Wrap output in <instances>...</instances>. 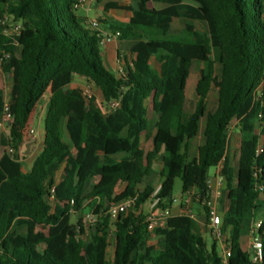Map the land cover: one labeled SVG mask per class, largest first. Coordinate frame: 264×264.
<instances>
[{
  "label": "trees",
  "instance_id": "obj_1",
  "mask_svg": "<svg viewBox=\"0 0 264 264\" xmlns=\"http://www.w3.org/2000/svg\"><path fill=\"white\" fill-rule=\"evenodd\" d=\"M134 1L140 8L114 27L133 54L118 76L105 65L100 33L77 14V0H0V16L22 25L19 36L0 29V49L9 53L1 70L11 80V119L0 131V264H253L250 230L264 210V0ZM153 1L164 7L147 8ZM73 75L94 84L105 104L121 99L119 108L105 114L95 95L87 104L71 86ZM213 86L218 101L207 111ZM46 93L44 140L27 171L21 152ZM4 113L0 87V120ZM204 116L205 141L190 159ZM234 120L241 134L237 169L229 157ZM160 156L158 184L140 190ZM221 161L227 263L217 238L208 247L195 217L173 215L150 234L141 210L159 185L160 205L171 207L180 178L207 224L209 171ZM62 165L56 182L53 169ZM47 182L56 186L53 205L43 191ZM133 196L135 206L112 220L110 205ZM87 214L96 216L90 226ZM261 219L263 258L256 264H264ZM38 227L52 233L37 238Z\"/></svg>",
  "mask_w": 264,
  "mask_h": 264
},
{
  "label": "built area",
  "instance_id": "obj_2",
  "mask_svg": "<svg viewBox=\"0 0 264 264\" xmlns=\"http://www.w3.org/2000/svg\"><path fill=\"white\" fill-rule=\"evenodd\" d=\"M99 1L100 0H77L74 6L77 9L82 6L91 8L93 5L98 4ZM90 24L93 27L98 26V22L96 20L91 21ZM0 29L6 35L19 36L21 34L22 25L20 22L15 21L12 16L8 14H3L0 16ZM117 35H119V33H117ZM8 57H9V53L0 49V72H2L1 64ZM122 72H120V74ZM9 93L10 92H5V113L3 114L0 120V131L3 132L7 130V125L9 124L11 119V115L8 112ZM83 95L85 97L86 103L88 104L91 100V97L93 96L92 92L87 90L86 93H83ZM120 103H121V99H115L108 102L107 104L103 103L101 108L105 114H109L114 110H116L117 108H119ZM9 150L12 151L11 149ZM212 182H213V178L210 177L209 179L210 185H212ZM216 183L217 186L214 188L211 200L209 201L210 209L208 215V223L206 224V227L208 231L211 234H213V236L222 243L223 248L221 250V254H222L223 262L227 263L228 257L231 254V250L230 247L226 244V236L222 231V218H223L222 213L219 211V209L217 208V204L215 203V201L217 202L220 199L221 190L224 188L225 185V178L223 175H221L220 170L216 174ZM55 189H56L55 184H50L47 182L43 185V191L46 194L48 202L51 205H53L55 201V197H54ZM159 189H160V185L152 194L151 199L148 200L141 207V210H144L145 212L146 215L145 222L147 224V229L150 234H153L157 228L165 226L168 218L173 216L172 206L163 207L160 205V199L156 197ZM136 199L137 196H133L128 199H124L111 204L107 211L108 215L111 217L112 220H115L120 215L128 213L135 206ZM194 200H195L194 191L190 189L180 199L173 198V204L179 203L180 205L185 206L184 213L196 218L195 212H192L193 210L191 209V204ZM85 221L87 226H90L96 221V216L94 214H87L85 216ZM262 222L263 220L261 218L254 219L250 230V249L252 251L251 259L253 264L258 263L263 258V244L258 234V230L262 226Z\"/></svg>",
  "mask_w": 264,
  "mask_h": 264
},
{
  "label": "rangeland",
  "instance_id": "obj_3",
  "mask_svg": "<svg viewBox=\"0 0 264 264\" xmlns=\"http://www.w3.org/2000/svg\"><path fill=\"white\" fill-rule=\"evenodd\" d=\"M152 6H159V4L158 3H152ZM77 14L80 17L86 19L87 17L92 16L94 14V12H88L85 7H80L77 9ZM154 63H153V65H155ZM220 69H221L220 65H217L216 72L218 75L220 74ZM8 82H9L8 78L3 77V75L0 77V86H2L3 90H5L6 92L10 91V87H9ZM70 83L72 84V87L78 88L83 93H86V91L89 90L90 92H92L93 95H95L97 97V102L99 103V105L100 106L103 105L104 99H103L100 91L89 80H87L86 78L79 76V75H73ZM48 99H49V94L46 93L43 96V98L40 100V102L37 104V106H36V108L32 114V118H35V124L33 126L30 125L29 137H28L27 142L34 140V138H37V136H39L40 138L39 137L37 138V141L31 146V149H30L28 154L24 153L26 148H25V146L23 147L22 152H21V159L23 160L24 166L31 165L34 158L38 155L39 151L42 148V139L41 138L43 137V125L45 124L44 117L46 114V105H47ZM217 101H218L217 90L213 86L210 93H209V96H208L207 111H213L216 108ZM154 118H157V115H155ZM43 119H44V122H43ZM205 120H206V116H204L202 118V121L200 122V130L202 129V126H203V123L205 122ZM64 139L66 141H70L67 133L65 134ZM240 139H241V134L237 128V121L234 120L232 122L231 128H230L229 157L231 159L232 164L236 168L238 166V154H239ZM202 140L203 139L200 135H198L192 139L191 144H190V149H191L190 154H189L190 159H192L194 157L196 150H197V146L202 143ZM142 145H143L144 149H148L150 146V142L147 140H144ZM1 151H2V147L0 146V154H1ZM158 162H161V159H158ZM222 165H223V162H222ZM221 166H220V169H221ZM216 170H217V166L214 165L213 167H211V169L209 171V175L211 177H213ZM62 171H63V165L62 166H55L53 169V172H52L54 175V178H59L62 175ZM153 183L154 184L158 183V177H156L153 180ZM145 185H147V179L143 181V183L139 186V189H142ZM220 189H221V187H220ZM183 196H184V193L182 191V181L180 178H176L175 185H174L173 191L171 193V197L180 199ZM215 203L217 204V208L221 212V204H220L219 200L217 202L215 201ZM192 206L197 208V204H196L195 200L192 202L191 207ZM192 212H194V211H192ZM259 217L260 218L264 217V210L259 214ZM65 220H66V218L64 219V221ZM76 220H77V216L74 213H72L69 217V222L75 223ZM205 231H206V233H204V237L206 239L208 247L210 248L212 243L215 240V237L213 236V234H211L207 230V228L205 229ZM49 233H52L51 227H38L36 230L37 238H41L42 236L48 235ZM86 237L89 238V234H87ZM37 245H38L39 249H42V247H44V244L40 241L37 242ZM217 248L220 251L223 248L222 243L218 239H217Z\"/></svg>",
  "mask_w": 264,
  "mask_h": 264
},
{
  "label": "crops",
  "instance_id": "obj_4",
  "mask_svg": "<svg viewBox=\"0 0 264 264\" xmlns=\"http://www.w3.org/2000/svg\"><path fill=\"white\" fill-rule=\"evenodd\" d=\"M184 2L192 3V0H184ZM152 3H158L159 6H152ZM113 4H118V7L112 6ZM82 7H85L88 12H94V14L92 16L87 17L85 20L88 24H90V22L93 20H96L98 22V26L95 28L100 33V35L102 37L101 47L103 49V57H104L105 65L109 71H111L112 73H115L116 75L119 76L120 72H122L125 69L127 64L128 63L131 64V60L133 58V54L131 52L132 42L119 38L117 35V31H115L114 27L121 24V23H126L130 20V18L132 16V12H133L132 10H137L140 8L138 1H134V0H100L98 4L93 5L91 8H88L86 6H82ZM152 7L162 8V7H164V5L159 3V2L153 1V2H150L148 4L147 8H152ZM2 75H3V77H5L4 74L2 72H0V77ZM8 83H9V87H10L11 86V80L10 79H9ZM71 86H72V84H71ZM0 87L3 88L2 86H0ZM4 92H6V91L4 90ZM44 119H45V117H44ZM44 119H43V122H44ZM34 124H35V118H31L30 125L33 126ZM44 126H45V124L43 125V137L41 138L42 143H43L44 135H45V129H44L45 127ZM204 130H205V122L203 123L201 130L199 127L198 135H200L203 140H202V143L197 146V150H196L194 157L197 155L198 147L200 145H202L205 141ZM38 137L39 136H37V138ZM144 140H146V139L143 136L142 137V144H143ZM147 141L150 142V146H149V148H150L151 147V140H147ZM190 150L191 149L189 148V154H190ZM158 159H161V162H162V156H160ZM158 159L155 161L154 169L152 170L151 174L144 179V180L147 179V184L153 183V180L156 177H158V182L160 180L159 171L161 168V162H158ZM32 164H33V162H32ZM32 164L28 165V166H24V169L29 171L32 167ZM221 165H222V161L218 162L216 164L217 170L212 177L213 178V182L211 185L212 190H214V188L217 186L215 178H216V174L218 173ZM235 169H237V168L235 167ZM62 174H63V171H62ZM61 176L59 178H55V181L57 182L58 180H60ZM196 204H197V208L192 206L191 209L195 212L196 219L199 221L204 232L206 233V231H205V229L207 228L206 227V214H205L204 210L202 209L201 205L198 202H196ZM184 210H185V206H182L179 203L172 205L173 215L183 214ZM113 242H114V238L112 237L111 238V245H110L111 251L113 250Z\"/></svg>",
  "mask_w": 264,
  "mask_h": 264
},
{
  "label": "water",
  "instance_id": "obj_5",
  "mask_svg": "<svg viewBox=\"0 0 264 264\" xmlns=\"http://www.w3.org/2000/svg\"><path fill=\"white\" fill-rule=\"evenodd\" d=\"M37 141V138H34V140H32V141H30V142H27V143H25V148H26V150H25V154H28L29 153V151H30V149H31V146L35 143Z\"/></svg>",
  "mask_w": 264,
  "mask_h": 264
}]
</instances>
